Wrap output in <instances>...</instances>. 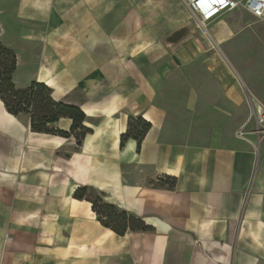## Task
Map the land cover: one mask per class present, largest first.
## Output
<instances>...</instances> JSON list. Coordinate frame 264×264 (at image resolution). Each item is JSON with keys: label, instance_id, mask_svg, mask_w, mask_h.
<instances>
[{"label": "crops", "instance_id": "obj_1", "mask_svg": "<svg viewBox=\"0 0 264 264\" xmlns=\"http://www.w3.org/2000/svg\"><path fill=\"white\" fill-rule=\"evenodd\" d=\"M216 20L197 28L183 0H0L15 86L44 83L89 129L77 146L72 133L32 131L0 100V264H264V131L251 112L264 106L251 100L234 131L216 122L203 139L174 138L159 100L183 58L217 51ZM204 64L223 97L242 104L223 63L207 55ZM198 94L187 89L189 112H204ZM129 116L150 123L139 148L132 137L120 144ZM164 175L173 188L157 185ZM80 185L151 230L103 226L91 202L72 197Z\"/></svg>", "mask_w": 264, "mask_h": 264}, {"label": "rangeland", "instance_id": "obj_2", "mask_svg": "<svg viewBox=\"0 0 264 264\" xmlns=\"http://www.w3.org/2000/svg\"><path fill=\"white\" fill-rule=\"evenodd\" d=\"M213 23L210 28L220 34L217 51L183 58L160 93L159 100L168 110V137L194 134L203 139L205 127L216 122H222L226 131H234L233 126L246 119L251 100L264 106V18L237 9L221 14ZM207 55L222 62L223 71L241 85L245 98L242 104L235 106L223 97L217 77L204 64ZM190 86L199 93V109L204 112L185 108ZM218 108L228 112H212Z\"/></svg>", "mask_w": 264, "mask_h": 264}, {"label": "trees", "instance_id": "obj_3", "mask_svg": "<svg viewBox=\"0 0 264 264\" xmlns=\"http://www.w3.org/2000/svg\"><path fill=\"white\" fill-rule=\"evenodd\" d=\"M16 55L12 49L5 46L0 40V100L7 112L13 115L26 114L29 118V126L32 131L58 134L68 136L72 133L76 145H81L85 133L89 129L83 126L85 118L83 111L74 106L59 102L52 98L51 89L41 82L32 81L28 86L16 87L12 75L16 69ZM60 117H69L71 125L69 131L49 128L48 123L58 120ZM150 127V123L141 116H129L127 129L120 135V144L130 137L136 139L137 147L145 133ZM176 179L164 175L159 178L157 185L160 187L173 188ZM76 199H86L91 202V208L95 212L99 222L116 234L123 235L130 231H150V226L146 225L139 217L121 209L113 204L103 201L100 194L88 186H78L72 193Z\"/></svg>", "mask_w": 264, "mask_h": 264}, {"label": "built area", "instance_id": "obj_4", "mask_svg": "<svg viewBox=\"0 0 264 264\" xmlns=\"http://www.w3.org/2000/svg\"><path fill=\"white\" fill-rule=\"evenodd\" d=\"M191 11L197 28L205 29L206 25L215 20L221 14L236 8H243L257 18H264V0H183ZM249 104V103H248ZM252 116L256 124L257 132L264 131V107L254 106ZM241 127L236 135L243 137L244 130Z\"/></svg>", "mask_w": 264, "mask_h": 264}, {"label": "water", "instance_id": "obj_5", "mask_svg": "<svg viewBox=\"0 0 264 264\" xmlns=\"http://www.w3.org/2000/svg\"><path fill=\"white\" fill-rule=\"evenodd\" d=\"M183 30L175 31L168 39L169 41H175L182 34Z\"/></svg>", "mask_w": 264, "mask_h": 264}]
</instances>
